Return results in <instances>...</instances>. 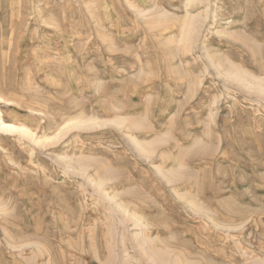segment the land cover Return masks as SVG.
<instances>
[{
	"label": "rangeland",
	"instance_id": "374dc122",
	"mask_svg": "<svg viewBox=\"0 0 264 264\" xmlns=\"http://www.w3.org/2000/svg\"><path fill=\"white\" fill-rule=\"evenodd\" d=\"M0 264H264V0H0Z\"/></svg>",
	"mask_w": 264,
	"mask_h": 264
},
{
	"label": "bare ground",
	"instance_id": "6f19581e",
	"mask_svg": "<svg viewBox=\"0 0 264 264\" xmlns=\"http://www.w3.org/2000/svg\"><path fill=\"white\" fill-rule=\"evenodd\" d=\"M190 41V40H189ZM10 130L16 129L15 126H9Z\"/></svg>",
	"mask_w": 264,
	"mask_h": 264
}]
</instances>
